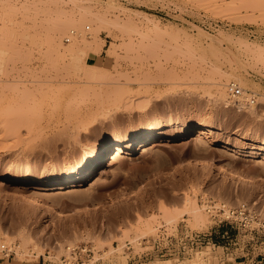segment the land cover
Listing matches in <instances>:
<instances>
[{
  "label": "rangeland",
  "instance_id": "rangeland-1",
  "mask_svg": "<svg viewBox=\"0 0 264 264\" xmlns=\"http://www.w3.org/2000/svg\"><path fill=\"white\" fill-rule=\"evenodd\" d=\"M231 81L258 93L256 112L227 95ZM221 88L229 102L216 99ZM193 124L215 138L140 144L96 182L40 189L137 132ZM236 135L264 141V0H0V259L264 264V230L217 215L226 204L264 218V149L248 160L246 148L219 147ZM32 180L36 188L23 187ZM34 190L56 210L35 205ZM188 200L202 208L200 222Z\"/></svg>",
  "mask_w": 264,
  "mask_h": 264
},
{
  "label": "bare ground",
  "instance_id": "bare-ground-1",
  "mask_svg": "<svg viewBox=\"0 0 264 264\" xmlns=\"http://www.w3.org/2000/svg\"><path fill=\"white\" fill-rule=\"evenodd\" d=\"M68 29L71 31H74V30L70 29V27H66L63 31L66 33L69 31ZM53 48H55L57 51H61L62 49L64 50V52L70 51V47L63 46L62 44L58 43L57 41L53 42ZM74 51H75V53L73 55ZM74 51L72 52L71 58L73 61L77 62L79 60V57H80V55H78L80 52V49L79 48L74 49ZM97 72L95 70H93L92 68H90V69L88 68V70L86 71V74L89 76V78H91L92 80L93 79L95 80L96 78L98 79L101 76L100 71H99V75L97 74V76H96ZM103 72L104 73L102 75L105 76L106 72L104 70H103ZM216 73H218V72H216ZM219 74H220V72L218 73V75ZM218 79L220 80V77ZM214 82H216V80ZM225 92L226 91L222 88L220 90H218V92L216 94V97H217L216 99H223V101H228L229 99H228V97H226L227 92L226 93ZM215 93H216V91H215ZM118 94L119 95L121 94L119 96V97H121V101L123 99H125V96H128V94L126 95V93L122 92V90L119 91ZM227 95H229V94L227 93ZM250 107H251V105H249V107L247 109H249ZM256 107L255 108L251 107L250 111L252 113L254 111L256 112V110H255V109H257ZM194 135H196V137H199V138H204V137L215 138V130L211 126L193 124V125L186 126L185 128H182L180 130L171 129V130H167V131L165 130L164 131L162 129H159V131L155 132V133L154 132L150 133V131L137 132V133L131 135L126 142L118 145L117 147H115L113 149H110V150L105 149V148L101 149V151L97 153L96 159L92 163H90L81 172L74 173L72 171H69V172H65L63 174L51 177L49 184H47L45 186L44 185L40 186V189H42L44 191H53V192H56V194H65L72 185H79L81 183L86 182L87 180H95V182L98 181L100 179V176H98V175H100V173L102 172L104 165H106L107 163L109 164V166L114 165L119 160L124 159L126 156H128L132 152L136 151V149L138 148V146L140 144L143 145L144 151H151L163 143L170 142V141H173L176 139H188ZM242 144H246L248 146H244ZM219 147L224 148L226 150L234 151L235 153H239L244 148H246L248 153H249V154H247V157H248L247 159L250 160L251 158L254 157V154L258 153L259 149H262V150L264 149V141H257V140L251 139V138H247L246 136L236 135L235 144H232L230 142H219ZM263 158H264V155H263ZM196 161L199 165L203 166L206 169H208L209 166H211V162L206 160V159H200L199 158ZM101 162H102V166L100 165ZM192 163L195 164L194 162L189 161L188 165H191ZM219 165L222 167V170L225 171L227 173V175H229L230 177L244 178L243 176H245L244 174L240 173L239 171L234 170L233 169L234 167L231 166L230 164L226 163V162L221 161V162H219ZM184 166H182V165L178 166V167L176 166L175 168L181 169V167H184ZM246 180L252 184H256V181H257V179L255 180V177H251V176L246 178ZM95 182L91 183V185H90L91 192L98 189L97 184ZM35 183H37V181L32 180L29 184H26V186L23 185V187H25L26 189H28L30 187L36 188ZM31 196H32L31 200H33L36 203L35 205H40L47 212L54 210V206L52 205L53 203L43 199L42 195L39 191H37V190L31 191ZM188 202L190 203V205H189L190 208L189 207H188L189 209L187 208L189 210V212L187 211L188 214L192 213L191 215L193 216V218L199 222L201 220H203L204 219V213L202 211V208L196 203V201L188 200ZM97 204H94V205L92 204L91 206H88L87 208H91V209L96 208L97 209L99 207ZM187 212L185 211V213H187ZM173 214L174 213L172 212V215ZM169 215H170V213H169ZM172 215L169 217L170 221L174 219V217H172ZM1 237L2 236L0 235V238ZM24 241L26 243V240H24ZM1 245H2V243H1ZM24 248H25V246H24ZM181 263H183V262H181ZM184 264H187V263L185 262ZM194 264H201V261L198 260Z\"/></svg>",
  "mask_w": 264,
  "mask_h": 264
},
{
  "label": "built area",
  "instance_id": "built-area-1",
  "mask_svg": "<svg viewBox=\"0 0 264 264\" xmlns=\"http://www.w3.org/2000/svg\"><path fill=\"white\" fill-rule=\"evenodd\" d=\"M74 34L75 30L71 31L70 36L66 37V41H69L70 37ZM227 92L237 105H252L257 103L258 93L243 88L235 81L227 84ZM217 215L221 218V222H234L239 228H259L264 230V218H261L256 212L249 210L245 206L227 207L224 204L219 208Z\"/></svg>",
  "mask_w": 264,
  "mask_h": 264
},
{
  "label": "crops",
  "instance_id": "crops-1",
  "mask_svg": "<svg viewBox=\"0 0 264 264\" xmlns=\"http://www.w3.org/2000/svg\"><path fill=\"white\" fill-rule=\"evenodd\" d=\"M225 228H227V227H223L221 229V231L223 232V235L221 237L224 239V241H226L227 238L229 237V236H226V234H224ZM225 233H227V232H225ZM0 264H58V263H54L50 260L44 259L43 257H39L37 259H33L32 261H24V262L15 261L14 258L13 259L1 258ZM96 264H106V263L104 261H102V262H100V263L98 262Z\"/></svg>",
  "mask_w": 264,
  "mask_h": 264
}]
</instances>
